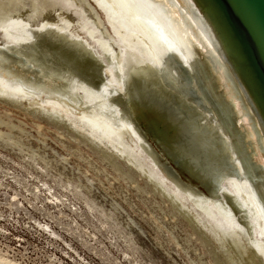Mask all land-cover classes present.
Instances as JSON below:
<instances>
[{
	"label": "bare ground",
	"instance_id": "6f19581e",
	"mask_svg": "<svg viewBox=\"0 0 264 264\" xmlns=\"http://www.w3.org/2000/svg\"><path fill=\"white\" fill-rule=\"evenodd\" d=\"M93 1L109 26L108 31L95 16L106 38L97 40L101 56L86 38L54 20L34 27L25 22L17 5L36 11L35 0H0V27L15 39L0 44V100L20 103V95H42L43 101L27 106L50 120L67 111L108 133L130 130L153 165L195 205L209 211L210 204L252 235L260 219L264 223V131L207 28L187 0ZM114 152L132 163L122 145ZM150 184L195 225L159 181ZM240 191L256 210L253 215ZM205 229L224 249L225 238ZM230 239L235 250L241 247ZM249 245L257 254L262 243L254 238ZM229 252H223L226 260L235 264ZM0 264L16 263L0 258Z\"/></svg>",
	"mask_w": 264,
	"mask_h": 264
},
{
	"label": "rangeland",
	"instance_id": "374dc122",
	"mask_svg": "<svg viewBox=\"0 0 264 264\" xmlns=\"http://www.w3.org/2000/svg\"><path fill=\"white\" fill-rule=\"evenodd\" d=\"M35 5L36 11L17 5L30 26L54 20L86 38L102 55L97 40L106 38L94 23L95 16L108 31L109 26L93 0H35ZM7 42L15 44V39L0 27V44ZM20 98V103L17 98L16 102L0 100L2 260L16 264H228L224 253L229 250L235 264H264L261 219L249 236L210 204L209 211L195 205L164 177L160 166L153 165L130 130L122 135L108 133L67 111L58 120H50L27 106L40 103L44 96ZM80 131L92 136L84 137ZM120 145L132 163L114 152ZM151 180L159 181L179 200L195 225L171 207L166 195L153 190ZM224 189L230 192L231 186ZM242 192L253 215L256 210ZM208 227L225 238L224 249L207 232ZM233 237L241 243L237 250L231 244ZM254 238L262 243L257 254L249 247Z\"/></svg>",
	"mask_w": 264,
	"mask_h": 264
},
{
	"label": "water",
	"instance_id": "95a60500",
	"mask_svg": "<svg viewBox=\"0 0 264 264\" xmlns=\"http://www.w3.org/2000/svg\"><path fill=\"white\" fill-rule=\"evenodd\" d=\"M264 131V0H187Z\"/></svg>",
	"mask_w": 264,
	"mask_h": 264
}]
</instances>
